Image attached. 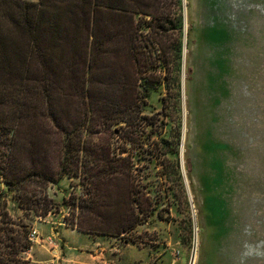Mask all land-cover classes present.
<instances>
[{"label": "rangeland", "instance_id": "obj_1", "mask_svg": "<svg viewBox=\"0 0 264 264\" xmlns=\"http://www.w3.org/2000/svg\"><path fill=\"white\" fill-rule=\"evenodd\" d=\"M182 13L178 160L187 200L178 199V191L175 199L169 200L164 196L166 183L156 177L142 179L156 168L147 167L143 159L147 156V145L142 149L138 143L133 146L128 141L130 131L143 126L139 123L144 115L158 114V125L144 127V135L140 132L135 136L144 139L146 130L147 133L165 130L166 134L170 130L171 122L165 126L160 123L168 121L160 101L165 94L164 85L152 90L138 107L133 104L136 116L138 110L135 119L138 125L133 127L111 124L109 112L102 106L103 95L96 93L100 88L87 79L84 91L91 97L83 101L77 98L71 108L78 131L75 139L81 141L76 145L81 150L77 154L76 149L72 150L69 159L74 166L78 165L79 175L66 176L49 186L47 192L57 207L45 217L30 212L27 216L13 207L16 202L13 194L3 197L10 216L27 223L33 233L32 249L23 254L30 264H80L74 261L79 258L85 264L86 256L90 252L99 254L102 247L110 249L112 254L108 255L116 257L126 240L131 245L124 251V261L129 256L148 260L147 250L136 247V243L151 246L153 253L163 250L169 264H187L191 253L194 264H264V0H182ZM191 23L194 29L189 33ZM145 34L139 40V54L147 53L145 49L149 48L142 47L147 45ZM111 58H102L94 66L93 78L89 75L90 79L99 80L101 89L111 71L134 70L129 61L125 63L120 58L114 64ZM27 94L24 91L18 95L17 100L23 105L28 102ZM25 108L27 113L33 111L30 104ZM166 110L177 117L175 110ZM9 138L0 131V155ZM153 138H158L156 132ZM118 156L133 163L135 188H140L136 183L139 178V184L150 185L164 219L154 214L124 237H100L99 244L91 250L88 241L98 235L90 233L85 240L79 235L82 232L77 233L70 226L87 225L91 216L96 215L78 208L85 190L92 188L91 174L85 168ZM120 185L124 187V182L119 181ZM101 189L104 191V186ZM123 192L124 189L116 196ZM181 225L185 230H180ZM59 226L61 235H54ZM49 228L53 229V235L47 234ZM61 239L68 245H62ZM62 246L70 253L61 251ZM39 259H45L46 263L38 262Z\"/></svg>", "mask_w": 264, "mask_h": 264}, {"label": "trees", "instance_id": "obj_2", "mask_svg": "<svg viewBox=\"0 0 264 264\" xmlns=\"http://www.w3.org/2000/svg\"><path fill=\"white\" fill-rule=\"evenodd\" d=\"M183 27L182 0H0V131L10 136L0 155V264H30L23 254L32 244L30 226L10 216L3 197L13 194L15 209L45 217L57 207L47 192L49 186L79 175L78 165L69 159L72 150L76 154L81 150L71 108L77 98L91 97L84 91L87 79L100 88L96 93L103 95L102 106L111 124L133 127L138 116L134 106L164 85L160 101L168 121L160 123L171 122L170 130L167 134L154 131L157 139L147 130L145 140L135 136L144 127L158 125V114L144 115L139 123L143 126L133 128L128 141L140 148L147 145L142 148L147 155L143 159L147 167L156 168L142 179L156 177L166 183L164 196L169 200L175 199L176 191L178 199L187 200L178 160ZM193 27L191 23L189 33ZM143 33L147 45L142 47L149 48L139 54ZM109 56L114 64L120 58L129 61L134 70L111 71L101 89L99 80L90 76L94 66ZM190 71L188 66L189 75ZM24 91L29 99L23 105L17 98ZM27 104L33 108L31 113ZM167 108L175 110L177 117ZM100 163L85 168L92 188L85 190L78 205L81 212L96 215L87 225L71 223L72 228L124 237L154 214L164 219L150 185L139 184V178L140 188H135L131 160L118 156ZM119 181L124 187H118ZM123 189L124 194L116 196Z\"/></svg>", "mask_w": 264, "mask_h": 264}, {"label": "crops", "instance_id": "obj_3", "mask_svg": "<svg viewBox=\"0 0 264 264\" xmlns=\"http://www.w3.org/2000/svg\"><path fill=\"white\" fill-rule=\"evenodd\" d=\"M34 1H37V0H34ZM57 228H59V229L54 233V235L55 234H60L61 235V230L60 229H62V226H59ZM52 230L53 229L49 228L47 230V232H48L47 234L48 235H53V231ZM70 231H74V229L71 228ZM76 232H77V230H76ZM77 233H79V231ZM88 234L91 235L90 233H87V234L83 233V234H79V235H81L86 240V237H88ZM68 237L70 238V236H68ZM100 237H104V236L98 235L96 237H94V236L90 237V239H92V240L88 241V244L91 245V248H90L91 250H93V248L96 247L99 244V240H100L99 238ZM57 240L58 239H56V241ZM61 241H62V245L63 244H65V246L68 245V242L66 240L64 242V240L61 239ZM128 245H131V244L128 243V242L127 243H123L121 254L119 253L120 255H118L116 257L108 255L109 252H110V254H112V251L110 249L106 248V247H102L101 252H99V254H97V253L95 254L93 252H90L89 256H86L87 261H86L85 264H130V263H133V264H169V263H167V258H166L167 255L165 253H163V250L162 251H158L159 249L158 250L156 249L157 252L153 253V251L150 250L151 246L142 247V246L137 245L136 243H135L136 247H138V248H140L142 250H147L148 256H149L148 260L147 261H143L142 259H139V258H137L135 260L134 258H132V257H130L128 255L129 259H126V261H124V256H125V252L124 251H125V249L128 248ZM31 249H32V246H31ZM61 251H64L65 254H69L70 253V251H68V253L65 252L66 249H65L64 246H62ZM79 259L78 260H74V261L77 262V263L79 262L80 264H83L82 261H79ZM38 262L46 263L45 259H39Z\"/></svg>", "mask_w": 264, "mask_h": 264}, {"label": "built area", "instance_id": "obj_4", "mask_svg": "<svg viewBox=\"0 0 264 264\" xmlns=\"http://www.w3.org/2000/svg\"><path fill=\"white\" fill-rule=\"evenodd\" d=\"M31 236L33 237V233L32 232L29 235L30 239H31ZM194 263H195V258H194V255H192V253H191V255L189 256V259L187 261V264H194Z\"/></svg>", "mask_w": 264, "mask_h": 264}]
</instances>
